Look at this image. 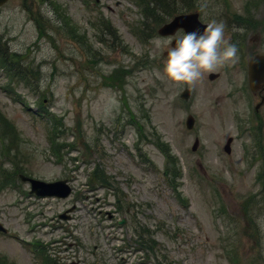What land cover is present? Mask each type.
I'll list each match as a JSON object with an SVG mask.
<instances>
[{"label":"rangeland","instance_id":"1","mask_svg":"<svg viewBox=\"0 0 264 264\" xmlns=\"http://www.w3.org/2000/svg\"><path fill=\"white\" fill-rule=\"evenodd\" d=\"M135 1L1 5L0 49L26 81L11 83L0 68V111L10 123L0 134L8 150L1 155L0 143V223L7 229L0 231V263L39 264V241L60 264H136L140 255L142 264H264V102L253 111L263 93L243 89L245 60L264 53V0H166L179 13L197 10L203 22H223L225 38L238 47L236 63L191 84L163 72L172 36L155 30L171 15L152 8L156 17L146 18ZM157 38L168 43L157 47ZM184 87L191 91L185 100ZM52 116L60 132L51 136ZM49 139L63 143L59 152L51 153ZM158 140L170 152L167 177L180 170L175 191L188 206L167 184ZM96 163L111 177L108 188L87 181ZM20 174L67 179L72 191L39 197ZM123 218L131 220L121 229L115 222ZM133 220L155 240V252L135 254L125 245L123 255L117 248L110 254L105 233L118 247L121 237L132 238Z\"/></svg>","mask_w":264,"mask_h":264},{"label":"clouds","instance_id":"2","mask_svg":"<svg viewBox=\"0 0 264 264\" xmlns=\"http://www.w3.org/2000/svg\"><path fill=\"white\" fill-rule=\"evenodd\" d=\"M167 43L156 40L157 47ZM238 59L237 45L225 38L224 23L213 20L202 31L193 29L179 36L167 51L163 72L172 81L191 84L205 72Z\"/></svg>","mask_w":264,"mask_h":264},{"label":"water","instance_id":"3","mask_svg":"<svg viewBox=\"0 0 264 264\" xmlns=\"http://www.w3.org/2000/svg\"><path fill=\"white\" fill-rule=\"evenodd\" d=\"M6 0H0V5ZM206 24H202L198 21V13L194 12L192 14H181L174 16L170 22L162 24L159 27L158 33L162 35H170L178 28H184L185 31H190L193 29H200L201 31L206 27ZM177 39L172 41V46L175 45ZM249 66V77H250V88L257 89V87L262 86L264 84V56L255 55L251 57L248 61ZM215 77V74H210L209 78ZM190 91L184 89V92L181 96L185 99L188 98ZM193 117L188 116L186 125L188 127H192L193 125ZM230 140L225 144V150L229 151ZM196 143H194L193 148H196ZM23 179L28 180L31 184V188L39 195H56L59 197H65V195L69 192V187L66 186L64 181H55L54 183H46L44 181H39L34 178H26L21 176ZM1 228V226H0Z\"/></svg>","mask_w":264,"mask_h":264},{"label":"trees","instance_id":"4","mask_svg":"<svg viewBox=\"0 0 264 264\" xmlns=\"http://www.w3.org/2000/svg\"><path fill=\"white\" fill-rule=\"evenodd\" d=\"M113 36H115L114 34H113ZM5 59H7L8 60V57H5ZM16 74H18V72L16 71V73H15V75ZM18 76H20L21 78H23V76H21L20 74H18ZM0 120H2L3 122H5V118H4V116L0 113ZM165 155H166V158L170 161V152H169V150H168V148H166V146H165ZM169 168H168V165L166 166V171L168 170ZM98 171H99V165L98 166H96V173L95 174H99L98 173ZM100 175V174H99ZM179 175H180V170L177 168V166H176V168H175V170H174V176H173V178H172V180H175L176 179V177L178 178L179 177ZM96 177H95V175H94V177H92V180L93 179H95ZM260 178H263V182H264V172L263 173H260ZM170 182H171V180H170Z\"/></svg>","mask_w":264,"mask_h":264},{"label":"flooded vegetation","instance_id":"5","mask_svg":"<svg viewBox=\"0 0 264 264\" xmlns=\"http://www.w3.org/2000/svg\"><path fill=\"white\" fill-rule=\"evenodd\" d=\"M130 209L129 208H127V212L129 211ZM124 222H126V219H125V221ZM132 225H133V228H135L136 227V221L134 220V222H132ZM75 264V263H74Z\"/></svg>","mask_w":264,"mask_h":264}]
</instances>
